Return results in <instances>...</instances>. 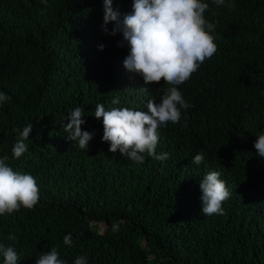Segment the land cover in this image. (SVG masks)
<instances>
[{
  "label": "trees",
  "instance_id": "trees-1",
  "mask_svg": "<svg viewBox=\"0 0 264 264\" xmlns=\"http://www.w3.org/2000/svg\"><path fill=\"white\" fill-rule=\"evenodd\" d=\"M132 2L113 0L112 6L123 15ZM202 2L209 5L205 19L216 25L218 51L178 86L192 105L181 110L187 125L175 128L186 151L164 162L134 164L124 157L86 177L81 154L110 146L102 141L96 105L147 111L148 100L159 103L172 85L145 84L124 68L129 49L117 47L122 36L103 33V0H0V92L11 97L0 105V158L8 155L12 168L32 172L40 189L33 209L0 216V243L15 248L18 264H35L52 247L66 264L80 255L87 264H104L99 254L107 244L121 253L120 264H264V230L253 211L238 199L224 215H203V177L190 164L202 153L209 172H223L229 191L248 185L264 193V158L254 147L264 134V0ZM76 107L84 108L82 131L95 132L89 151L66 139L67 117ZM29 123L28 151L14 158L13 129ZM171 144L164 139L163 146ZM62 155L72 165L61 163ZM58 188L68 189L58 202L49 201ZM90 214L106 216L108 231L101 234ZM68 234L71 247L63 244Z\"/></svg>",
  "mask_w": 264,
  "mask_h": 264
},
{
  "label": "clouds",
  "instance_id": "clouds-1",
  "mask_svg": "<svg viewBox=\"0 0 264 264\" xmlns=\"http://www.w3.org/2000/svg\"><path fill=\"white\" fill-rule=\"evenodd\" d=\"M47 0H42L46 4ZM219 7L225 4V0H213ZM113 0H103V24L102 31L105 35L113 37L120 35L117 47H128L129 52L125 57L123 66L128 72L142 76L145 84H159L163 81L167 88L157 103L149 99L146 105L147 111L131 108L113 107L106 110L103 104H97L94 117L102 118V141L110 146L98 145L99 149L89 156L81 154L78 158L82 163L86 177L92 176L95 169L111 164L116 165L119 160L129 159L134 164H143L147 159H155L164 162L177 156H182L186 151L183 137L175 133V128L184 123L187 118L182 116V109L192 107L185 101L182 92L178 89L198 71L207 59L218 51L214 35L216 25L205 19L204 13L209 5L202 0H133L130 13L121 15L113 9ZM109 24L113 25L109 31ZM104 50V45L99 46ZM140 91H147L140 89ZM11 99L7 94L0 92V105ZM120 101L113 99L112 104L118 105ZM84 108L76 107L67 117L65 131L66 139L77 142L80 151L88 150L89 143L94 138L95 132L82 131L85 123L83 117ZM33 131V124L20 129H13L17 133L16 142L12 148V156L20 158L29 148L25 141ZM171 139L172 144L163 146L164 139ZM259 157L264 158V134L257 136L254 143ZM189 153L184 156L188 157ZM125 157V158H124ZM9 156L0 158V216L11 215L21 208L33 209L40 199V189L36 183V177L30 173H21L16 167L9 164ZM202 153L193 155L190 164L199 169L203 179L200 180L202 192V214L206 216L224 215L228 213V207L236 203L238 199L244 207L250 208L256 216L255 225L264 230V193L243 185L235 191H229L223 172L211 171L203 164ZM61 163L72 165L65 155H62ZM21 170V169H20ZM206 175H202L203 173ZM58 186V185H57ZM81 187V186H80ZM54 190V196L48 195L49 201L61 200L62 190ZM231 190V187H230ZM59 195V197H58ZM63 209V207H62ZM78 212H86L84 207H74ZM249 212V216H252ZM89 219L98 228L100 233L108 231L110 223L105 216L98 219L89 215ZM112 230H119V223L112 225ZM8 239L15 242L16 236L9 235ZM63 244L71 247L73 238L71 234L65 235ZM97 249L95 245L94 250ZM0 254L4 264H18L19 256L12 246L0 243ZM104 257V264H120L124 259L118 249H106L99 254ZM35 264H66L60 258L56 247H52L47 253H42ZM74 264H87V257L77 256Z\"/></svg>",
  "mask_w": 264,
  "mask_h": 264
}]
</instances>
